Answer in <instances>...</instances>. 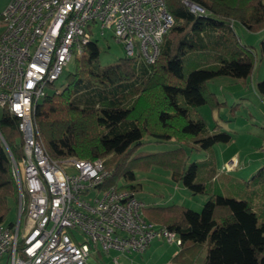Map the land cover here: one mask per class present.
<instances>
[{"label":"trees","instance_id":"16d2710c","mask_svg":"<svg viewBox=\"0 0 264 264\" xmlns=\"http://www.w3.org/2000/svg\"><path fill=\"white\" fill-rule=\"evenodd\" d=\"M190 1L208 14L190 11L182 0H166L174 21L153 62L125 55L101 64L97 41L86 43L60 90L36 104L34 122L51 157L104 158L109 175L102 188L120 184L135 193L139 183L134 182V170L157 165L191 193H207L200 211L174 203L142 207L149 220L180 237L175 259L189 256L188 264H264V219L258 223L253 203L212 190L209 181L198 180L205 162L189 161L190 151L231 139L230 133L209 126L197 107L214 109L224 103L207 87L208 80L251 74L255 53L252 45L238 39L233 24L249 31L264 29V0ZM260 52L264 56V40ZM256 89L264 98V79ZM20 135L18 118L0 108V222L9 200L17 197L10 153L15 160L23 155ZM146 136L174 141L175 146L140 151ZM206 161L213 177V161ZM258 209L264 217V204Z\"/></svg>","mask_w":264,"mask_h":264},{"label":"built area","instance_id":"2783aa9c","mask_svg":"<svg viewBox=\"0 0 264 264\" xmlns=\"http://www.w3.org/2000/svg\"><path fill=\"white\" fill-rule=\"evenodd\" d=\"M0 21V108L18 118L23 151L18 160L10 153L16 218L0 222V264H99L111 250L142 253L154 239L179 248L178 234L147 219L133 191L101 187L109 175L102 158L51 157L33 118L97 32L111 31L126 56L153 62L174 21L166 0H9Z\"/></svg>","mask_w":264,"mask_h":264},{"label":"rangeland","instance_id":"374dc122","mask_svg":"<svg viewBox=\"0 0 264 264\" xmlns=\"http://www.w3.org/2000/svg\"><path fill=\"white\" fill-rule=\"evenodd\" d=\"M8 1L0 0V13ZM233 27L241 42L252 45L256 56L253 70L246 78L221 75L208 80L207 87L224 103L214 109L208 105L197 107V111L209 126L216 125L219 130L230 133L231 139L227 143H216L208 149L190 151L189 161L205 162L200 165L198 180L209 181L212 190L218 189L226 196L250 200L258 211V223H261L264 217L260 215L258 208L264 204V98L257 92L256 83L264 79V56L260 52L264 29L249 31L237 22ZM92 39L98 43L101 64H108L125 56L122 42H118L111 31L107 30L105 35L97 32ZM73 68L74 57L65 65L56 84L64 83L66 75ZM149 139L151 137H144L145 142L140 146V151H158L175 146L174 141L157 142ZM232 154L235 155L231 158L235 162L233 166L230 160L221 166V161L229 159ZM210 158L215 167L213 177L209 175L210 165L206 161ZM231 166L232 168L227 170V167ZM134 172L136 175L134 182L139 183L135 196L144 206L174 203L200 211L209 197L207 193H191L179 181L171 179L169 170L160 166L152 165L148 169H135ZM119 182L124 183L123 180ZM16 205V200H9L5 222L15 220ZM177 249L175 244L154 239L141 255L111 250L108 255L103 254L98 263L112 264L111 259L117 256L121 264H170L173 263L171 256ZM188 259L189 256L183 257L180 261L188 264L190 262ZM3 260L4 258L0 259V263Z\"/></svg>","mask_w":264,"mask_h":264},{"label":"crops","instance_id":"0c3cea01","mask_svg":"<svg viewBox=\"0 0 264 264\" xmlns=\"http://www.w3.org/2000/svg\"><path fill=\"white\" fill-rule=\"evenodd\" d=\"M7 3H8V2H7ZM5 6H6V5H5ZM5 6H4V7H5ZM233 156H235V155L232 154V155L230 156V158L227 159V160H224V159H223V161H221V162H222V165H221V166H224V163L228 162ZM156 240H158V239H156ZM151 243H152V241L149 243V245H151ZM168 244H169V243H168ZM149 245H148V246H149ZM148 246H147V247H148ZM147 247H146V248H147ZM177 250H178V249H177ZM144 251H145V250H144ZM144 251H143V252H144ZM143 252H142V253H143ZM176 252H177V251H176ZM176 252H175V251L173 252V256H174V254H175ZM142 253H137V254H140V255H141ZM173 256H171V257H172V262H173L174 264H186V263L180 261L179 259H178V260H177V259L175 260V258H174ZM170 259H171V258H170ZM130 260H132V259H130ZM168 263H169V262H168ZM173 263H170V264H173Z\"/></svg>","mask_w":264,"mask_h":264}]
</instances>
